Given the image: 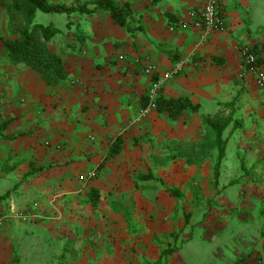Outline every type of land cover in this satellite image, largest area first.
<instances>
[{
  "label": "crops",
  "instance_id": "1",
  "mask_svg": "<svg viewBox=\"0 0 264 264\" xmlns=\"http://www.w3.org/2000/svg\"><path fill=\"white\" fill-rule=\"evenodd\" d=\"M89 1L53 0L76 11L41 23L58 31V85L0 46V264H264V104L240 56L249 48L264 70V23L248 15L264 0H218L225 29L205 43L206 0H117L127 28L79 12ZM1 24L12 30L9 15ZM179 61L159 96L195 110L136 122L143 69L155 79Z\"/></svg>",
  "mask_w": 264,
  "mask_h": 264
},
{
  "label": "trees",
  "instance_id": "2",
  "mask_svg": "<svg viewBox=\"0 0 264 264\" xmlns=\"http://www.w3.org/2000/svg\"><path fill=\"white\" fill-rule=\"evenodd\" d=\"M11 16L21 28L20 34L14 39H1L3 49L9 62L13 65L23 64L26 67L41 74L44 81L50 86H56L66 79L65 67L59 54L49 48V42L58 33L57 29L35 23L38 12L43 14H64L69 16L76 11L73 7L63 4H54L49 0H0ZM94 9H80L79 12L91 14L96 10H104L109 13L112 21L127 28V19L132 15L129 4L119 5L117 0H92ZM147 103L146 102L144 105ZM192 108L187 99H165L159 96L156 99V111L166 112L171 119L181 116L183 110ZM223 127L217 129L218 164L224 157L226 143L222 139ZM215 182L218 178V170L215 172ZM4 199L0 197V200Z\"/></svg>",
  "mask_w": 264,
  "mask_h": 264
},
{
  "label": "built area",
  "instance_id": "3",
  "mask_svg": "<svg viewBox=\"0 0 264 264\" xmlns=\"http://www.w3.org/2000/svg\"><path fill=\"white\" fill-rule=\"evenodd\" d=\"M199 20L196 23L200 29V42L205 43L210 34L214 32H222L225 29V24L219 11L218 0H206L203 10L199 14ZM242 74L247 73L254 77L256 87L262 92V103L264 104V70L258 65L255 54L247 47L240 51ZM184 66L183 61H179L173 69L164 73L161 76L154 77L156 67L152 64L143 69L144 74L152 79L147 92V103L140 110L136 122H141L151 112L156 110V99L160 95V90L163 84L177 76ZM19 218H25L23 213L16 214ZM5 219L0 217V229L4 225Z\"/></svg>",
  "mask_w": 264,
  "mask_h": 264
},
{
  "label": "rangeland",
  "instance_id": "4",
  "mask_svg": "<svg viewBox=\"0 0 264 264\" xmlns=\"http://www.w3.org/2000/svg\"><path fill=\"white\" fill-rule=\"evenodd\" d=\"M49 1L51 3H53V0H49ZM89 3L92 4V0H90ZM250 4H251L250 7H249L250 8V11H248L249 12L248 15H250V17L254 21L253 22V25L255 26V24H263L264 23V12H262V10L257 6L258 5V2H250ZM3 13H5L6 15H9V17H10L11 25H12L11 26L12 27V30L11 31H4V29H2L1 18H2V14ZM44 20H46V14H43V13L38 12L36 14V17H35V23L41 24L42 22H44ZM20 30H21V28L18 27L17 21L15 19H11V16L8 13V10H7L6 6L4 4H1L0 3V35L2 36V38L12 39V37H13V39H14V37L16 38V37L19 36ZM252 31L254 32V27L252 28ZM0 46L3 47L2 44ZM206 247H208L210 249L211 248L214 249L207 242H206ZM203 253L206 255V257L209 256V250H206ZM190 260H193V259L190 258Z\"/></svg>",
  "mask_w": 264,
  "mask_h": 264
}]
</instances>
